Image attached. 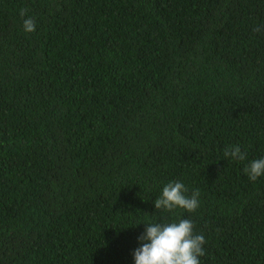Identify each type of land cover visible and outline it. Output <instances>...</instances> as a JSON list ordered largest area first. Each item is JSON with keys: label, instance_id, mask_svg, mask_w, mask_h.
Listing matches in <instances>:
<instances>
[{"label": "trees", "instance_id": "16d2710c", "mask_svg": "<svg viewBox=\"0 0 264 264\" xmlns=\"http://www.w3.org/2000/svg\"><path fill=\"white\" fill-rule=\"evenodd\" d=\"M259 158L264 0H0V264H134L180 219L200 264H264ZM170 181L194 212L155 209Z\"/></svg>", "mask_w": 264, "mask_h": 264}, {"label": "clouds", "instance_id": "9594fccd", "mask_svg": "<svg viewBox=\"0 0 264 264\" xmlns=\"http://www.w3.org/2000/svg\"><path fill=\"white\" fill-rule=\"evenodd\" d=\"M19 15L25 17L26 9H21ZM35 27L34 18L23 20L25 32H33ZM224 156L241 162L247 159L246 153L239 146H229ZM243 171L250 181H255L264 175V158L250 161ZM199 196L198 189L189 195L183 182L170 181L163 186L160 196L153 203L157 210L182 208L191 213L199 207ZM145 225L143 234L138 237L140 246L132 254L134 264H200L199 258L205 255V238L202 234L194 233L190 219Z\"/></svg>", "mask_w": 264, "mask_h": 264}]
</instances>
